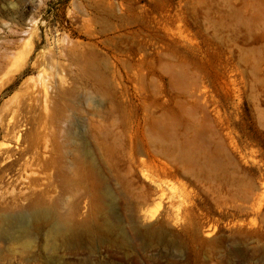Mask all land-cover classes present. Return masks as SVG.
Returning a JSON list of instances; mask_svg holds the SVG:
<instances>
[{
    "label": "rangeland",
    "instance_id": "374dc122",
    "mask_svg": "<svg viewBox=\"0 0 264 264\" xmlns=\"http://www.w3.org/2000/svg\"><path fill=\"white\" fill-rule=\"evenodd\" d=\"M39 90L75 184L61 210L94 220L102 181L126 228L171 238L61 262L264 264V218L248 209L255 186L264 197V0H0V115ZM48 181L58 197L62 177Z\"/></svg>",
    "mask_w": 264,
    "mask_h": 264
},
{
    "label": "bare ground",
    "instance_id": "6f19581e",
    "mask_svg": "<svg viewBox=\"0 0 264 264\" xmlns=\"http://www.w3.org/2000/svg\"><path fill=\"white\" fill-rule=\"evenodd\" d=\"M20 57L22 56L18 58ZM32 64L38 68L42 63L35 59ZM42 85L43 88L46 87L44 81ZM24 86L27 87L26 84ZM23 94L20 95L23 96ZM11 96L9 97L12 98ZM16 97L18 99V95ZM48 98L46 93L42 94L41 91L40 93L27 92L21 100L14 101L15 104L13 103L6 114L2 112L4 115H0L3 133L0 142V165L9 163L7 167L0 169V264L30 262L71 264L59 260L58 253L61 249L75 251L83 246L91 248L98 243L126 246L134 244L137 238H141L144 244H171V238L163 229L151 226L140 227L136 223L126 228L121 218H115L111 208L115 196L110 189L104 188L102 181L97 182L101 192L94 220L74 222L72 219L76 210L72 204L61 210L64 207L62 204L67 205L64 203V198L70 200L73 197L71 189L75 184L68 173L62 172L60 175L59 141L49 127L53 122V116H50L51 113L46 115V109L50 110L46 108ZM52 98L53 101L55 97ZM58 98L62 97L58 96ZM6 99L1 103L0 113L8 103ZM56 100L58 99L55 98ZM49 103L53 104V102ZM83 150L86 155H90L84 147ZM28 165L35 166L36 169L28 173L29 171L26 170ZM70 165L74 168L73 174L77 175L81 164L76 156L72 157ZM95 173L96 169L94 165H91L90 174L93 178ZM51 175L62 177L60 194L55 198L50 194L52 185L48 181V176ZM256 187L258 186L254 187V192L249 191L248 209L253 216H260L263 219L264 197H260L258 192H255ZM213 231V226L209 227L205 234H212Z\"/></svg>",
    "mask_w": 264,
    "mask_h": 264
}]
</instances>
